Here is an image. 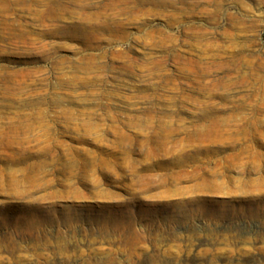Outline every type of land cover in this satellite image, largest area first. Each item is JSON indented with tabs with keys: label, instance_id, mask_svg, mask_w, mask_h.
Segmentation results:
<instances>
[{
	"label": "rangeland",
	"instance_id": "374dc122",
	"mask_svg": "<svg viewBox=\"0 0 264 264\" xmlns=\"http://www.w3.org/2000/svg\"><path fill=\"white\" fill-rule=\"evenodd\" d=\"M0 264H264V0H0Z\"/></svg>",
	"mask_w": 264,
	"mask_h": 264
},
{
	"label": "bare ground",
	"instance_id": "6f19581e",
	"mask_svg": "<svg viewBox=\"0 0 264 264\" xmlns=\"http://www.w3.org/2000/svg\"><path fill=\"white\" fill-rule=\"evenodd\" d=\"M10 243V242H9ZM34 249V248H33ZM63 249V248H62ZM60 250V249H59ZM63 263H64V261H63Z\"/></svg>",
	"mask_w": 264,
	"mask_h": 264
}]
</instances>
